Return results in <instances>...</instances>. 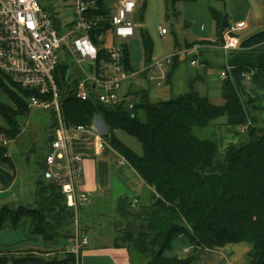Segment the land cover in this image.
<instances>
[{
	"label": "trees",
	"instance_id": "16d2710c",
	"mask_svg": "<svg viewBox=\"0 0 264 264\" xmlns=\"http://www.w3.org/2000/svg\"><path fill=\"white\" fill-rule=\"evenodd\" d=\"M96 5L100 8L99 13L108 17L109 10L104 0H96ZM210 12L216 22L215 45L219 47L225 31L221 28L223 15L213 9ZM138 34L145 54L144 63H149L151 61L146 58L150 51L148 39L142 30ZM262 43L264 31L241 41L240 47L249 48ZM99 58H105L103 49L99 50ZM122 60L125 71L133 72L125 48L122 49ZM177 66V55H174L165 84L170 82ZM258 68L264 71V56L258 57ZM242 72L245 71L237 70L239 76ZM61 80L63 82L64 76ZM74 84L73 80L65 87L60 84L65 125L90 126L98 114L105 128L102 138L152 190L150 205L138 213H128L130 204L125 200H120L117 206L122 218L129 216L136 219L135 223L127 224L122 240L131 243L139 254L148 256L145 264H190L193 259L190 256L178 258L164 255L172 241L180 236L194 246L207 249L246 243L250 247L251 264H264V131L255 144L228 147L225 174H205L217 154L214 130L220 121L240 128L250 122L252 127L247 131L248 136L256 132L253 127L254 110L243 102L229 79L221 82V105L199 96L191 87L182 95L158 102H150L146 90L128 89L127 92L136 99L131 110L124 104L107 107L90 100L80 102L74 96ZM0 90L10 100V104L0 103V116L6 123V128L0 127V137L11 141L20 132L17 118L27 115L30 111L29 98L38 94L21 88L2 73ZM138 111H143V121L138 117ZM53 123L52 117L48 140ZM205 129L210 130L208 138L201 139L195 135L196 130ZM117 130L127 132L140 143L141 155L114 138L113 132ZM0 161L14 168L7 146L2 142ZM34 203L35 208H0V229L7 222L16 227L21 219L28 218L33 235L53 240L59 238L61 230L67 229L65 236L72 239V212L65 207L64 198L54 183L38 179ZM117 243L115 240V246L123 247ZM64 257L62 260L56 257L45 260L30 254L18 257L4 255L0 256V264L7 260L14 264H74L72 254L65 253Z\"/></svg>",
	"mask_w": 264,
	"mask_h": 264
},
{
	"label": "built area",
	"instance_id": "2783aa9c",
	"mask_svg": "<svg viewBox=\"0 0 264 264\" xmlns=\"http://www.w3.org/2000/svg\"><path fill=\"white\" fill-rule=\"evenodd\" d=\"M71 1L73 20L67 25L66 33L61 34L55 13L44 9L37 0H0V73L21 88L38 94L29 98V109L34 107L52 113L54 123L46 144V155L41 161V178L59 188L65 207L73 214L69 253L76 259L89 243L88 238L80 234L78 219V212L88 202V197L79 190L83 157L71 152L70 143L81 133H91L96 150L110 147L93 125H65L60 84L65 87L75 81L73 93L80 102L90 100L107 107L124 104L131 110L136 99L127 92L129 80L144 75L155 87L163 86L174 55L143 62L138 71H125L122 48L115 43L107 47L106 39L108 35L113 41L121 42L135 38L137 25L132 20L135 0H118L108 17L99 13L96 0ZM245 26L244 22L227 26L219 46L225 55L241 48L237 33ZM158 33L163 37L167 31L159 28ZM204 47L208 46L194 45L192 51ZM100 49L105 58H99ZM191 64L194 65V61ZM219 76L222 80L227 79L226 69ZM240 77L245 82L250 78L247 72H242ZM250 127L252 124L247 122L240 129L247 133ZM2 143L6 144L5 141ZM118 157V165H127L123 157Z\"/></svg>",
	"mask_w": 264,
	"mask_h": 264
},
{
	"label": "crops",
	"instance_id": "0c3cea01",
	"mask_svg": "<svg viewBox=\"0 0 264 264\" xmlns=\"http://www.w3.org/2000/svg\"><path fill=\"white\" fill-rule=\"evenodd\" d=\"M252 2L247 3L246 7L241 9V13L230 16L233 20L232 23L228 22L229 16H226L228 26L240 22L246 24L245 28L240 31L243 32V40L264 31V5L263 3L257 5L255 2L251 4ZM251 22L256 23L250 27ZM214 40L215 38L201 40L200 42H203L201 44H207L208 47L201 48L199 51L205 50L221 60L219 74L226 69L227 79L233 83L240 98H243L244 102L250 103L251 108L255 111L253 127L256 132L247 137L239 126H229L220 121L214 130L217 154L212 166L205 171L208 176L223 175L227 172L225 156L228 147H240L247 143L255 144L260 139V132L262 135V131H264V71L262 72L258 68V57L264 56V43L249 48L241 47L239 50L231 51L225 55L217 45L213 44ZM178 50V54L184 55V59H182L181 55L176 54L178 63L187 60L186 54L196 53L192 49L186 51V46L183 50L180 48ZM230 53L233 55L228 58ZM192 61L194 60L189 61V67L183 68L178 65L170 82L161 86L166 90L165 97L175 98L186 93L191 87L199 96L206 97L211 102L221 99L222 79L219 74L209 73L206 69V66L209 65L207 60L204 67L199 68L195 64L192 65ZM238 69L249 74L250 78L247 82L238 75ZM143 77L144 81L150 84L146 77ZM141 82V79L128 82L127 90L134 86L133 91L145 90L141 88ZM166 100L169 98L163 101ZM96 124V130L104 134L105 128L102 122L98 120ZM70 150L83 157L79 190L88 197V202L78 212V219L80 234L86 236L89 243L76 259L73 256L74 264H132L126 248L117 247L114 244L117 236L115 222L121 217L117 212L118 202L125 200L130 204V210L139 212L150 205L152 190L143 183L130 165L117 164L119 157L111 148H106L103 151L96 150L94 137L91 133H81L78 137L73 138ZM14 179L15 169L0 161V196L11 191ZM134 200L136 201L135 205L131 208V203ZM70 232L72 234V230ZM65 233L63 231L59 238L45 240L39 235L31 234L28 218L21 219L16 227H12L7 222L0 229V256L18 257L30 254L45 260L55 257L62 260L65 258L64 254L69 253L72 243L71 238H67ZM175 241L178 242L176 244L178 246L172 248L174 246L172 243ZM172 243L168 250L174 254L167 257L186 258L190 256L193 258L190 264H251L250 247L246 243L207 249L192 245L184 236L174 239ZM58 255L63 257L58 258ZM4 264L14 263L7 260Z\"/></svg>",
	"mask_w": 264,
	"mask_h": 264
},
{
	"label": "rangeland",
	"instance_id": "374dc122",
	"mask_svg": "<svg viewBox=\"0 0 264 264\" xmlns=\"http://www.w3.org/2000/svg\"><path fill=\"white\" fill-rule=\"evenodd\" d=\"M37 1L44 9L48 11L52 10L55 13L56 18L60 22L61 34L66 33L67 25L73 20V2L71 0ZM117 1L118 0H104V5L110 11ZM249 1H253L251 4L255 2L257 5L258 3H263V0H177L175 2L171 0H135L136 8L132 15V20L137 25L135 38L126 42H121L113 41L111 36L108 35L106 46L108 47L112 43H115L122 49L125 48L130 68L133 71H138L145 59L141 39L138 34L139 30H142L145 33V37L148 39L150 51L146 55V58H149V61L152 62L163 57L176 55L179 53L178 49L180 48L183 50L186 45L195 44L202 46L204 44H201L203 43L200 42L201 40H211L215 38L216 22L211 17V9L221 13L223 16L228 15V22L232 23L233 20L230 16L241 13V9L246 7V4L250 3ZM253 23L256 22H251L249 26L252 27ZM159 28L166 29L167 34L161 37L158 33ZM242 34L243 32H239L237 35L240 41L243 40ZM187 49L189 50L192 48L186 47V51H188ZM198 51L199 49L195 51V54H186L185 57L187 60L180 61L178 65L183 68L189 67V61L194 60L195 66L199 68L204 67L205 61L207 60L209 65L206 66V69H208L209 73L219 74L221 60L214 54L205 52V50H201L202 52ZM178 55H181L180 58L184 59V55ZM232 55L233 54L230 53L228 58L232 57ZM143 76L144 75L135 76L131 78L129 82L141 79V88L148 91L150 102L170 99V96L165 97L164 94H166V90L164 87L156 88L152 83L148 84L144 81ZM134 87L129 90L133 91ZM242 100L243 102L245 101L243 98ZM212 102L217 105L222 104L221 99H215ZM0 103L10 104L8 96L2 90H0ZM247 104L251 108L250 103ZM138 117L140 120H144L145 116L143 111H138ZM51 119L52 113L50 110H42L34 107L30 108L26 116L17 118V122L21 128L20 132L13 140L7 141L0 137V142H6L8 155L15 169V179L11 191L0 196V208L3 206H8L11 209H16L19 206L35 208L36 184L42 174L40 163L47 152L46 144L48 141V129ZM98 120L101 121V118L97 114L93 118L91 124L95 129V124L98 123ZM0 127L6 128V123L1 116ZM209 133L210 130L207 129L195 131V135L201 139L208 138ZM245 134L249 137L247 133ZM113 136L128 149L141 155V145L133 136L123 130L114 131ZM127 212L138 213L130 209H128ZM135 222L136 219L133 217H120L119 220L115 222V230L117 232L115 240L118 242V245L126 248L132 264H145L148 260V256L139 254L137 250L132 247L131 243H126L122 240L125 236L124 231L127 224H133ZM63 231L66 232L67 229L66 231L64 229L60 231V234H62ZM176 244H178L176 241L172 243V245H174L172 248L178 246ZM172 254H174V252L171 253L170 250L164 251L165 256H171ZM57 257L62 258L63 256L58 255Z\"/></svg>",
	"mask_w": 264,
	"mask_h": 264
},
{
	"label": "water",
	"instance_id": "95a60500",
	"mask_svg": "<svg viewBox=\"0 0 264 264\" xmlns=\"http://www.w3.org/2000/svg\"><path fill=\"white\" fill-rule=\"evenodd\" d=\"M63 1H66V0H63ZM221 22H222V24H221V28L222 29H226L227 28V21H226V15H224L223 17H222V20H221ZM89 68H91V65H89Z\"/></svg>",
	"mask_w": 264,
	"mask_h": 264
}]
</instances>
